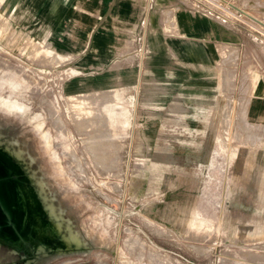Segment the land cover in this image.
Segmentation results:
<instances>
[{
    "label": "rangeland",
    "instance_id": "1",
    "mask_svg": "<svg viewBox=\"0 0 264 264\" xmlns=\"http://www.w3.org/2000/svg\"><path fill=\"white\" fill-rule=\"evenodd\" d=\"M61 1L0 0V138L18 144L90 248L39 251L34 264H264V126L250 118L264 106L249 102L264 97V0H181L242 36L210 42L174 74L156 70L146 18L143 52L135 31L127 58L136 88L76 75L79 57L57 39ZM170 4L150 10L171 15ZM108 129L113 162L93 148ZM20 256L0 248V264Z\"/></svg>",
    "mask_w": 264,
    "mask_h": 264
},
{
    "label": "crops",
    "instance_id": "2",
    "mask_svg": "<svg viewBox=\"0 0 264 264\" xmlns=\"http://www.w3.org/2000/svg\"><path fill=\"white\" fill-rule=\"evenodd\" d=\"M61 2L63 12L57 21L60 24L57 39L63 43L61 48L65 55L79 57L80 71L76 75L85 77L87 84L102 88L105 85L129 88L139 85L141 70L127 62L137 23L143 15L148 16L149 30H155L153 40L156 42L151 48L157 56L156 70L160 72L177 73L181 61L201 63L197 58L212 52L208 49L212 46L210 42L226 41L231 36L236 40L235 37L242 36L241 31L220 23L215 16L199 14L190 5L183 6L181 0H170L168 11L172 14L167 16L161 13L153 16L150 10L153 0ZM181 51L187 56L185 60L181 59ZM262 95L254 91L250 104L264 106ZM255 107L250 110V118L257 123L255 125L264 126V107L257 110Z\"/></svg>",
    "mask_w": 264,
    "mask_h": 264
},
{
    "label": "bare ground",
    "instance_id": "3",
    "mask_svg": "<svg viewBox=\"0 0 264 264\" xmlns=\"http://www.w3.org/2000/svg\"><path fill=\"white\" fill-rule=\"evenodd\" d=\"M99 116L100 115L97 114L95 118L96 127H98L97 125L99 123ZM100 123L101 126L108 127L106 120L100 121ZM98 130L99 128H97V131ZM112 140V133L108 129L106 132H104V134L101 135L99 132H96L94 141L95 146L92 144L94 146L92 147L95 148L94 152L96 153L103 149L107 151L106 159L111 162L115 161L116 159V157H114L112 154L113 151L117 149L115 146H113ZM101 145H104L105 147H102ZM17 146V143H12L10 141L4 142L0 138V167L4 171H6L5 168L8 167L10 171L16 174V181L22 191L25 208L28 212L25 231H29V233L27 235L24 233L23 236L24 240L28 241L30 244V247L27 248L25 243L19 239L16 242L8 241L7 237L0 234V248L2 246H8L9 254L21 255L23 260L20 264H34L35 261L31 256H23V251H25L26 254L30 253V255L31 252L39 253V251L65 255L72 252L90 250L82 238L73 231L72 223L65 219L64 212L61 210L59 211L56 208L54 200H51L50 197L46 195V190H44L42 180L37 177L34 171H31L28 168L29 164L26 163L25 153L18 149ZM95 156L97 158V154H95ZM29 159V162H33L32 158ZM108 160H106V162ZM101 165H103V163ZM31 210H33L35 213L34 218L32 214L30 215ZM30 221H34V223L28 225ZM5 242H8V244ZM13 264L17 263L14 262Z\"/></svg>",
    "mask_w": 264,
    "mask_h": 264
},
{
    "label": "water",
    "instance_id": "4",
    "mask_svg": "<svg viewBox=\"0 0 264 264\" xmlns=\"http://www.w3.org/2000/svg\"><path fill=\"white\" fill-rule=\"evenodd\" d=\"M31 214L34 218L33 210L30 211ZM27 219L28 212L22 191L16 181V174L12 171L6 172L0 167V234L7 237L8 241L16 242L19 239L29 248L30 244L24 240L23 236L24 233L26 235L29 233L25 231ZM33 223L34 221H30L28 225ZM5 243L8 244V242ZM23 253V256L33 257L35 255V252H31V255L26 254L25 251ZM22 260L20 256L18 263Z\"/></svg>",
    "mask_w": 264,
    "mask_h": 264
},
{
    "label": "built area",
    "instance_id": "5",
    "mask_svg": "<svg viewBox=\"0 0 264 264\" xmlns=\"http://www.w3.org/2000/svg\"><path fill=\"white\" fill-rule=\"evenodd\" d=\"M234 11H235V16L237 18H241V16H244V11L241 10L238 7H233ZM228 19H226L225 17H223V21H227ZM232 22V21H231ZM235 21H233L234 23ZM146 25H147V20L145 16H141L139 19V22L137 23L136 26V33H135V38H134V42H135V52L138 53H142L143 52V43H144V37H145V29H146ZM262 28H264L263 26H261ZM259 32V31H258ZM261 36L262 38H264V31L261 30Z\"/></svg>",
    "mask_w": 264,
    "mask_h": 264
},
{
    "label": "flooded vegetation",
    "instance_id": "6",
    "mask_svg": "<svg viewBox=\"0 0 264 264\" xmlns=\"http://www.w3.org/2000/svg\"><path fill=\"white\" fill-rule=\"evenodd\" d=\"M10 108H11V109H13V107H10ZM32 160L34 161V159H33V158H32ZM5 167H7V166H5ZM5 167H4V168H5ZM5 169H6V171H10L8 167H7V168H5ZM110 222H111V221L109 220V221H108V224H109ZM8 252H9V251H8Z\"/></svg>",
    "mask_w": 264,
    "mask_h": 264
}]
</instances>
